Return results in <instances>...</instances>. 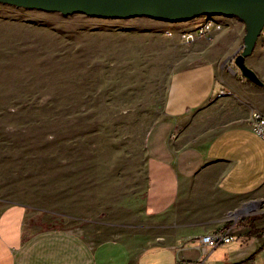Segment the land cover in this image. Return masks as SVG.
<instances>
[{
  "label": "rangeland",
  "instance_id": "obj_1",
  "mask_svg": "<svg viewBox=\"0 0 264 264\" xmlns=\"http://www.w3.org/2000/svg\"><path fill=\"white\" fill-rule=\"evenodd\" d=\"M189 21L0 3V196L28 204L30 229L115 236L100 222L111 220L124 183L142 181L145 134L170 74L187 63L178 32ZM232 55L225 64L235 68Z\"/></svg>",
  "mask_w": 264,
  "mask_h": 264
},
{
  "label": "crops",
  "instance_id": "obj_2",
  "mask_svg": "<svg viewBox=\"0 0 264 264\" xmlns=\"http://www.w3.org/2000/svg\"><path fill=\"white\" fill-rule=\"evenodd\" d=\"M225 22L233 38L199 37L170 74L161 117L145 134L142 181L124 183L111 220L100 222L115 236L30 229L28 204L2 195L0 264H264V142L249 124L252 111L264 115V85L226 66L244 26ZM260 50L245 63L264 83ZM214 232L232 239L203 246L199 237Z\"/></svg>",
  "mask_w": 264,
  "mask_h": 264
},
{
  "label": "water",
  "instance_id": "obj_3",
  "mask_svg": "<svg viewBox=\"0 0 264 264\" xmlns=\"http://www.w3.org/2000/svg\"><path fill=\"white\" fill-rule=\"evenodd\" d=\"M0 3L63 15L81 13L109 19L144 16L167 23L205 15L233 17L243 24L244 34L231 60L242 77L263 85L255 71L246 65L245 58L253 52L264 23V0H0Z\"/></svg>",
  "mask_w": 264,
  "mask_h": 264
},
{
  "label": "built area",
  "instance_id": "obj_4",
  "mask_svg": "<svg viewBox=\"0 0 264 264\" xmlns=\"http://www.w3.org/2000/svg\"><path fill=\"white\" fill-rule=\"evenodd\" d=\"M222 15H205L200 18L191 19V26L185 27L178 32L179 39L187 44H192L199 37L210 38L215 31L223 28L226 19ZM228 18V17H227ZM196 20V21H195ZM171 31H166V35L170 36ZM257 43L264 49V23L260 30ZM228 91L225 89L220 90L216 97L224 96ZM250 128L251 130L264 142V115L258 111H252L250 115ZM200 242L203 246L215 247L218 244L229 242L232 239L230 234L226 235L222 232L205 233L201 235Z\"/></svg>",
  "mask_w": 264,
  "mask_h": 264
},
{
  "label": "bare ground",
  "instance_id": "obj_5",
  "mask_svg": "<svg viewBox=\"0 0 264 264\" xmlns=\"http://www.w3.org/2000/svg\"><path fill=\"white\" fill-rule=\"evenodd\" d=\"M37 47H38V46H37ZM37 47H36V48H37ZM55 50H56V49H55ZM51 51H52V50H51ZM68 55H69V54H68ZM7 67H8V66H7ZM73 71H74V70H73ZM42 76H43V75H42ZM59 76H60V75H59ZM52 77H53V76H52ZM16 78H17V77H16Z\"/></svg>",
  "mask_w": 264,
  "mask_h": 264
},
{
  "label": "trees",
  "instance_id": "obj_6",
  "mask_svg": "<svg viewBox=\"0 0 264 264\" xmlns=\"http://www.w3.org/2000/svg\"><path fill=\"white\" fill-rule=\"evenodd\" d=\"M245 79V78H244ZM247 80V79H246ZM247 81H249V80H247ZM250 82V81H249ZM263 85H264V83H263Z\"/></svg>",
  "mask_w": 264,
  "mask_h": 264
}]
</instances>
